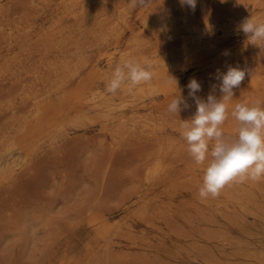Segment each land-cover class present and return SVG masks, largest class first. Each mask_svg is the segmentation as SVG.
Returning <instances> with one entry per match:
<instances>
[{
    "label": "rangeland",
    "instance_id": "obj_1",
    "mask_svg": "<svg viewBox=\"0 0 264 264\" xmlns=\"http://www.w3.org/2000/svg\"><path fill=\"white\" fill-rule=\"evenodd\" d=\"M59 1L0 0V12L5 10L0 13V72L2 73H0L2 75H0V98H2L0 99L2 100L0 127L7 126L14 117L23 116L30 121L32 130L29 136H23L9 152L0 156V170L3 173V179L0 182V264H33L34 262L76 264L82 257H86L84 260L87 259L88 252L93 249V255L99 252L101 256L103 251L99 248L104 243V239L99 235L96 224L88 222L83 217L87 206H94L97 212L100 208V211L106 215L108 225L120 221L119 227H121L120 229L113 227V236L110 239L112 243H110L109 250H106L109 251L108 255L106 252L101 256V260L98 258L93 264H264V180L258 183L234 182L225 186L218 197L201 199L198 189L202 184L203 170L207 162L197 165L191 159L187 151V143L181 135L183 129H179L183 121L181 116L184 115L185 121L190 119L196 111L195 103L188 97L186 87L190 78L198 79L197 81L202 86L201 91L205 90L204 94H200L202 93L200 91L198 96L206 100L208 94L213 92L211 85L219 83L212 76L216 70L226 71L228 65L233 67L236 65L250 70L246 72V79L244 78L240 86L234 89V97L228 103L230 116L228 115V119L222 125V130L226 135L236 137L239 125L230 113L234 105L236 103L252 104L257 100L264 102V42L258 41L257 46L253 45L239 29V25L228 26V30L226 27L225 30L219 29L215 33L203 36L201 42L197 44L200 45L197 59L187 61L185 66L175 68L167 65L155 71L148 67L153 72L152 80L158 85V91L138 106L125 107L123 115L128 120L133 118L132 116L140 118L142 115L151 118L147 121L146 117H142L137 128L131 131L133 135H126L125 138L123 135L117 143L99 118L107 110L91 105L94 96L100 90H106V83L102 77L111 74L119 65L117 62L121 50L127 47L128 39L136 35V32L151 42L163 41L162 38L172 39L170 42L165 41L164 44L161 41V44L153 42L158 45V52L175 51L185 46L186 43L192 42V34L188 37L179 35L173 38L172 30L168 28L161 29V31L156 28L148 29V32L146 29L144 35L143 18L152 10L166 6L177 12L212 16L241 9L240 14L244 15L243 20L251 17L256 22L264 23V0H260L262 3L258 5L256 3L259 0L258 2L254 0L250 2L248 0H197L194 12L187 6H181L179 0H145L143 5L138 4L136 7L130 6V0H124L130 6L125 16L126 20L114 27L112 24H115L117 19L116 22L102 23V17L95 18V21L93 19L90 22L91 25L89 23L86 25L87 17L84 14L75 16L58 10L56 3ZM28 4L30 9L27 8ZM228 6L234 7L229 8ZM33 8L35 11L32 10ZM248 8L250 12L247 11ZM38 11L41 14L37 13ZM7 16L10 18L8 22H11V25L7 22L8 27L4 25ZM105 25L110 27L106 28ZM9 28L12 29L9 30ZM110 29L117 32H107ZM51 30L54 32V40L49 45L45 38ZM93 31L110 34V37H107L109 45L100 48L82 47V45H88L89 40L90 42L95 40ZM9 32H12V35L7 34ZM91 33L94 34L93 38ZM85 36L87 38H84ZM114 36H117V39ZM7 39L11 40H9L10 43ZM82 39H85L86 44ZM80 41L83 44H80ZM78 43L79 48H82L81 51L80 49L75 51L77 47L74 45L78 46ZM58 57L60 58L56 60ZM78 57L80 59L84 57L83 60L81 59L84 63ZM63 58L64 60L69 58L76 63L74 70L67 72L68 75L71 74L67 85L57 94H53L50 99L45 100L42 108L36 105L30 107L29 105L33 104L32 97H27L26 93L30 92L28 90L30 87L38 88L36 84L39 82L35 79L36 75L33 71L36 72L39 69L40 74H45L48 72L46 68L49 64L55 61L61 62ZM43 64L46 65L44 68ZM145 64L148 66L147 63ZM29 72L34 76L32 74L31 78L27 77L30 75ZM49 73L50 71L46 74L49 80L47 88L53 84L51 81L53 74L49 77ZM25 74L27 75L23 76ZM170 76L177 81V86ZM207 76L212 78L208 79ZM178 90L188 100L190 107L182 110L179 113L180 116L169 113L161 114L167 110V104L171 102L173 96L179 94ZM184 90H187V93ZM214 93L217 98L220 97L218 88ZM73 94L76 95L73 96ZM9 99H11L10 102ZM166 100L170 101L165 102ZM4 102L6 103L3 104ZM9 103L15 104V113L5 109ZM25 104L26 106L28 104V108ZM151 110L154 113L148 114ZM118 114L117 111L109 113L115 118ZM142 119L145 125L141 123ZM171 122H174L175 127ZM147 131L148 133H145ZM162 136L165 137L162 138ZM166 136L170 137V141ZM162 140L167 145L169 144L168 148L165 149L166 144L163 147ZM117 144L118 147H116ZM173 145L177 149L173 148ZM36 147L37 149L34 150ZM160 150H163L162 153L166 151V156L170 158L168 160L166 157L165 180L161 175L163 179H159L162 183L157 179L156 183L150 186L143 182L144 169L147 167L146 164H149L152 158L160 153ZM113 152L114 161H110L108 158ZM109 161L112 165L110 175L108 174L110 177H107L108 179L106 178L104 182L100 177L104 165L109 164ZM168 163L174 164L175 168ZM168 166H170L169 169ZM170 169L173 172L169 171ZM145 186L150 187L147 194ZM168 189H171L173 193ZM97 191L98 193H93ZM90 197H95L93 201H96H90L92 200ZM137 197H140L139 202H134ZM99 198H102L101 201ZM98 200L100 201L99 206L97 205ZM134 207L137 209L134 210ZM101 208H105L104 211ZM57 225L60 229L67 228V230L65 232L61 230L63 234L61 233L62 235L57 239L60 240L52 242L51 233L56 231ZM49 241L52 242L51 245ZM54 243H57L56 246L53 245ZM50 246L54 248L51 249ZM98 254L95 255L96 258ZM104 256L105 259H103ZM82 260L81 263H83Z\"/></svg>",
    "mask_w": 264,
    "mask_h": 264
},
{
    "label": "bare ground",
    "instance_id": "obj_2",
    "mask_svg": "<svg viewBox=\"0 0 264 264\" xmlns=\"http://www.w3.org/2000/svg\"><path fill=\"white\" fill-rule=\"evenodd\" d=\"M25 1H27V0H25ZM31 1V0H30ZM40 1V0H39ZM129 1V0H128ZM243 1V0H242ZM251 1H253V0H251ZM255 2H258V0L256 1V0H254ZM263 1V0H262ZM262 1H260L259 0V2L258 3H256L257 5L258 4H260V3H262ZM88 2H91L89 5H86ZM248 2H250V0H248ZM247 1H246V3H248ZM255 2H254V4H255ZM25 3V2H24ZM30 3V2H29ZM46 4H47V2H45ZM49 3V2H48ZM109 3H112L111 5H109ZM235 3V2H234ZM240 3H242V2H240ZM239 3V4H240ZM51 4V3H50ZM157 4V3H156ZM24 5V4H23ZM37 5V4H36ZM86 5V6H85ZM250 5V4H249ZM41 6V5H40ZM246 6H248V5H246ZM46 7H47V5H46ZM56 7H57V9L58 10H61V11H63L64 13H67V14H74L75 16H79V15H85L86 17H87V21L85 22V24L87 25V23H89V25H91V21L94 19V21H95V18H100V17H102L101 18V21H102V23H104V22H108V23H110V22H116L115 24L113 23H111L112 24V26L114 27L116 24H121V22L122 21H125L126 19H125V16H126V13L128 12V10H129V5L126 3V2H124V0H60L59 2H57L56 3ZM224 7V6H223ZM229 8H231V7H234V6H228ZM239 7V6H238ZM238 7H236V9L238 8ZM251 8H252V6H250ZM27 8L28 9H30L29 8V4H28V6H27ZM31 8H32V6H31ZM224 8H226V7H224ZM244 8H245V6H244ZM5 9H7V8H5ZM26 9V8H25ZM37 9V8H36ZM42 9H44V8H42ZM42 9H40L41 11H42ZM239 9V8H238ZM11 10V9H10ZM9 10V11H10ZM33 11H35V8H33L32 9ZM38 10H39V8H38ZM226 10H227V8H226ZM240 10L241 9H239V10H236L235 12H230V11H228V12H222V13H218V14H216V15H212V16H207V15H198V14H189V13H186V12H184V13H182V12H177V11H173L172 9H170V8H168V7H166V6H161V7H158V8H156V9H154V10H152L150 13H148L144 18H143V25H144V31L147 29V32H148V29H154V28H156V29H159L160 31H161V29L163 30H166L167 28L168 29H171L172 30V35H173V38L174 37H177V36H179V35H184V36H186L187 35V37L190 35V34H192L193 35V37H192V42H190V43H186V45L185 46H183V47H181V48H179V49H177V50H175V51H171V52H158V45H156V44H154V43H159L161 40H158V42L156 41H150V40H147V39H145V38H143L140 34H138V32H136L137 34L136 35H132V38L129 40L128 39V44H126L127 45V47L125 48V49H123V50H121V52H120V55H119V59H118V64L119 65H121L125 60H128V59H134V60H136L137 62H139L142 66H145V67H149L152 71H155V70H158V69H162L164 66H167V65H170V66H172V67H175V68H179V67H182V66H185V64H187V61H190V60H196L197 59V53H198V49H199V47H200V45H197L198 44V42L200 41V40H202L201 38H203V36H205L206 34H210V33H215V32H217L219 29H223V30H225L226 29V27H227V30H228V26H237V25H240V23L243 21V17H244V15L243 14H240ZM250 9L248 8L247 9V11H249ZM252 10H253V8H252ZM3 10H1V12L0 13H3L2 12ZM8 11V10H7ZM7 11H6V14H7ZM23 11V10H22ZM237 11L239 12V13H237ZM44 12V11H43ZM245 12V11H244ZM250 12V11H249ZM26 13V12H25ZM34 13V12H33ZM37 13H39V14H41L39 11L37 12ZM259 13H260V11H259ZM5 14V13H4ZM9 14V13H8ZM21 14V13H20ZM23 14V13H22ZM31 15L32 14H30V17H31ZM35 15V14H34ZM37 16H39L38 14H36ZM14 16V15H13ZM36 16V17H37ZM75 16H74V18H75ZM9 17H12V16H10L9 15ZM8 16H7V20L6 19H4V20H6V22L4 23V25L5 26H7L8 25V20L10 19ZM16 17V16H15ZM20 17V16H19ZM23 17H25V16H23ZM22 17V18H23ZM29 17V18H30ZM33 17V16H32ZM31 17V18H32ZM13 18V17H12ZM11 18V19H12ZM260 18V17H259ZM259 18H257V19H259ZM18 19V18H17ZM26 19H27V16H26ZM25 19V20H26ZM53 19V18H52ZM51 19V20H52ZM117 19V20H116ZM262 19H263V17H262ZM15 20V19H14ZM19 20V19H18ZM76 20V19H75ZM116 20V21H115ZM207 20V24H206V21ZM13 21V20H12ZM24 21V20H23ZM83 21V20H82ZM254 21H255V19H254ZM262 21V20H261ZM8 22V23H7ZM18 22H21V21H18ZM28 22V21H27ZM3 23H1V24H3ZM79 23H80V21H79ZM78 23V24H79ZM101 23V24H102ZM10 25H11V22L9 23ZM13 24V23H12ZM123 24H125L124 22H123ZM67 25H68V23H67ZM88 25V26H89ZM9 26V25H8ZM7 26V27H8ZM14 26H15V24H14ZM17 26V25H16ZM15 26V27H16ZM20 26V25H19ZM111 26V29L113 28ZM127 26V25H126ZM208 26H210V30H209V27ZM13 27V26H12ZM21 27V26H20ZM19 27V28H20ZM30 27V26H29ZM68 27V26H67ZM69 27H70V25H69ZM80 27H82V25L80 26ZM90 27V26H89ZM96 27V26H95ZM104 27H108V25H105ZM110 27V26H109ZM108 27V28H109ZM0 28H1V26H0ZM86 28V27H85ZM91 28V27H90ZM225 28V29H224ZM234 28V27H233ZM12 28H9V30H11ZM16 29H18L17 27H16ZM28 29V28H27ZM26 29V30H27ZM31 29V28H30ZM89 29V28H88ZM101 29V28H100ZM107 30V32L109 31V33L112 31V32H115V31H113V30ZM122 29V27L119 29L120 30V32L122 31L121 30ZM232 29V28H231ZM2 30V29H1ZM19 30V29H18ZM23 30V29H22ZM26 30H25V32H26ZM53 30V29H52ZM52 30H51V32L50 33H48V35H46V41L49 43V45L50 44H52V41L54 40V38H53V33L54 32H52ZM56 30H57V27H56ZM89 31H92L91 29H89ZM106 31V30H105ZM38 32V31H37ZM84 32H86V31H84ZM83 32V34H85ZM87 32H88V30H87ZM94 33H95V35L94 34H92V38H93V35H94V38L93 39H95L94 41H91L90 42V40L88 41L89 43H87L88 45H82V47H98V48H100V47H103V46H105V45H109V43H108V36L110 37V34H108L107 32H103V31H100V32H95V31H93ZM111 32V33H112ZM117 32V31H116ZM120 32L118 33V34H120ZM167 31H165V33H166ZM22 33V32H21ZM90 33V32H89ZM142 33H144V32H142ZM7 34H11L12 35V32H9V33H7ZM35 34V33H34ZM82 34V35H83ZM90 34V35H91ZM146 34V31H145V33H144V35ZM149 34V33H148ZM155 34V33H154ZM5 35H6V32H5ZM15 35V34H14ZM51 35V36H50ZM89 35V36H90ZM158 35V34H157ZM160 35V34H159ZM118 36H120V35H118ZM149 36H151V35H149ZM5 37H7V36H5ZM10 37V36H9ZM13 37H15V36H13ZM12 37V38H13ZM81 37V36H80ZM115 37V39H117V36H114ZM158 37V36H157ZM160 37V36H159ZM1 38H2V36H1ZM8 38V37H7ZM84 38H87L86 36L84 37ZM5 39V38H4ZM75 39H79V38H75ZM89 39V38H88ZM163 39V41H161V42H163V44H164V42L166 41L167 42V40L170 42V41H172V39H165L164 40V38H162ZM8 40V39H7ZM10 40V39H9ZM8 40V41H9ZM80 40V39H79ZM79 40H76V41H79ZM84 40V44H86L85 43V39H82V41ZM113 40V39H112ZM11 41V40H10ZM10 41H9V43H10ZM75 41V42H76ZM82 41H80V44H83V42ZM206 41V40H205ZM74 42V44H76ZM82 42V43H81ZM154 42V43H153ZM161 42H160V44H161ZM201 42V41H200ZM115 43V42H114ZM174 43V42H173ZM7 44V43H6ZM154 44V45H153ZM36 46H37V44H36ZM71 46H73V45H71ZM70 46V47H71ZM74 46H76L77 47V49L75 50V51H77L78 49H80V51L82 50V48H79V43H78V46L77 45H74ZM21 47V46H20ZM106 47V46H105ZM263 47H264V45H263ZM54 48V47H53ZM91 48H89V49H91ZM241 48V47H240ZM239 48V49H240ZM23 49H24V47H23ZM39 49V48H38ZM56 49V48H55ZM59 49V48H58ZM70 50V49H69ZM47 51H50V50H47ZM61 51V50H60ZM79 51V50H78ZM103 52V51H102ZM236 52V51H235ZM254 52V51H253ZM256 52V51H255ZM259 52V51H258ZM82 53V52H81ZM80 53V54H81ZM91 53V52H90ZM154 53V55H152ZM238 53V52H237ZM25 54V53H24ZM51 54V53H50ZM59 54V53H58ZM86 54H88L87 52H86ZM148 54V55H147ZM236 54V53H235ZM259 54V53H258ZM55 55V54H54ZM65 55H66V53H65ZM81 55H83V54H81ZM233 55V54H232ZM77 56H78V54H77ZM100 56V55H99ZM22 57V56H21ZM73 57V56H72ZM72 57L70 58L71 60H72ZM237 56L235 55V58H236ZM246 57V56H245ZM60 57H58L56 60H58ZM79 59H80V57H78ZM243 58V57H242ZM21 59V58H20ZM69 58L67 59V60H64V58H63V61H61V62H59V61H55V62H52L51 64H49V66H47V68H46V70L49 72L50 71V73H49V77H50V75H52L53 74V77L51 76V78H53V79H51V81H52V85H50V87L49 88H47V86H49L48 85V83H49V80L47 79L48 78V76L46 75V74H48V72L46 73L45 71V74H43V73H39V69H37L36 70V72L38 71V73L36 74V72H34L33 70V73H35V79L36 80H38L39 82L36 84L37 85V87L38 88H36V87H34V88H27L30 92H28V93H26V95L28 94V96L27 97H32V102H33V104L31 105H29L30 107H34L35 105L37 106V107H40V108H42V106H43V103H45V100H48V99H50V97L53 95V94H57L58 92H59V90H61V89H63L66 85H67V83H68V81H69V77H70V75H68L67 74V72H70V70L72 71V70H74L73 69V67L75 68V66H76V63H74L73 61H71ZM82 59V58H81ZM80 59V60H81ZM83 59H84V57H83ZM82 59V60H83ZM91 59V58H90ZM247 59H248V56H247ZM40 60H41V58H40ZM61 60V59H60ZM81 60V62H83L84 63V61H82ZM231 60V59H230ZM49 61V60H48ZM51 61H53V60H51ZM79 60H77V62H78ZM229 61V60H228ZM237 61V60H236ZM252 61V60H251ZM44 62H46V61H44ZM234 62V61H233ZM3 63V62H2ZM20 64H22L21 62H19ZM32 63V62H31ZM41 63V62H40ZM50 63V62H49ZM145 63H147L148 64V66H146V64ZM80 64V63H79ZM86 64V63H85ZM235 64V63H234ZM9 65V64H8ZM30 65V64H29ZM34 65V64H33ZM208 65V64H207ZM22 66H25V65H22ZM32 66V65H31ZM35 66V65H34ZM38 66V65H37ZM44 66H46V65H44L43 64V68H44ZM212 66V65H211ZM219 66V65H218ZM228 66H230V65H228ZM227 66V67H228ZM236 66V65H235ZM28 67V66H27ZM41 67V66H40ZM80 67H82L81 65H80ZM85 67H86V65H85ZM217 67V66H216ZM227 67H226V69H227ZM7 68V67H6ZM9 68V67H8ZM7 68V69H8ZM25 68V67H24ZM37 68V67H36ZM251 68V67H250ZM249 68V69H250ZM42 68H40V70H41ZM223 69V68H222ZM2 70H3V68H2ZM6 70V69H5ZM224 70V69H223ZM222 71V70H221ZM248 71H250V70H248ZM4 72V71H3ZM9 72H10V70H9ZM27 71H26V68H25V73H26ZM41 72V71H40ZM76 72V71H75ZM1 73V72H0ZM7 73V72H6ZM32 73V72H31ZM32 73V74H33ZM73 73V72H72ZM78 73V72H77ZM2 74V73H1ZM0 74V75H1ZM29 74H30V72H29ZM32 74H30V75H27V74H25V75H23V76H26L27 75V77L29 76L30 78L32 77V76H34V74L32 75ZM74 74V73H73ZM73 74H72V77H73ZM112 74V73H111ZM111 74H108V75H104L103 77H102V79H104V82L107 84V82H108V80L110 79V77H111ZM253 74V73H252ZM14 75V74H13ZM32 75V76H31ZM204 75V74H203ZM203 75H201V76H203ZM206 75H207V73H206ZM211 75V74H210ZM250 75H251V73H250ZM2 76V75H1ZM0 76V77H1ZM10 76V78H11V75H9ZM16 76V75H15ZM22 76V77H23ZM47 76V77H46ZM56 78H55V77ZM200 76V77H201ZM213 76V75H212ZM249 76V75H248ZM247 76V77H248ZM257 75H255V77H256ZM8 77V76H7ZM18 77V76H17ZM82 77V76H81ZM208 77V76H207ZM258 77V76H257ZM4 78V77H3ZM6 78V77H5ZM9 78V77H8ZM21 78V77H20ZM54 78H55V80H54ZM196 78V77H195ZM210 78H212L211 76H210ZM209 77H208V79H210ZM250 78V77H249ZM1 79V78H0ZM206 79V78H205ZM246 79V78H245ZM7 80V79H6ZM11 80H13V79H11ZM17 80V79H16ZM198 80V79H197ZM256 80V79H255ZM259 80V79H258ZM32 81H33V83L35 84V80H33V78H32ZM215 81V80H214ZM1 82V81H0ZM22 82V81H21ZM28 82H30V84H32L31 83V81H28ZM203 82V81H202ZM217 82V81H216ZM10 83H12V82H10ZM23 84H25L24 82H22ZM27 83V82H26ZM206 83V82H205ZM15 84V83H14ZM29 84V83H28ZM38 85H40V87L38 86ZM205 87H206V85H205ZM209 87V86H208ZM3 88V87H2ZM163 88V87H162ZM1 89V88H0ZM5 89V88H4ZM31 89V90H30ZM206 89H208V88H206ZM12 90V89H11ZM27 90V91H28ZM6 91V90H5ZM17 91V90H16ZM21 91V90H20ZM98 90H96V92H97ZM158 91V85L153 81V80H151L150 82H147V83H143V84H141V85H138V86H135V87H132V88H129L127 85L122 89V90H120L116 95H109V93H107L106 92V90H100L95 96H94V98H93V100H92V103H91V105L93 106V107H95V108H102V109H106L107 111L103 114V115H101V116H99V118H100V120L106 125V127H107V129H108V131H109V133H110V135L112 136V139L113 140H116V143H117V141H119V140H121L122 138H121V136H123V135H125V136H123L124 138L125 137H127L126 135H130L131 134V131L133 132V130H135V128H137V126L139 125V123H140V120H141V118L142 117H146L145 119L147 120V119H149V118H151V117H147V115L146 116H143L142 115V113H141V115H142V117H140V118H135L134 116H132L133 118H129V120H128V118H126L125 119V117H124V115H123V111H124V108L125 107H127V106H129V107H134V106H138L139 104H142V103H144L149 97H151L152 95H154L156 92ZM185 91V90H184ZM208 91V90H207ZM18 92V91H17ZM21 92H24V91H21ZM20 92V93H21ZM186 93H187V90L185 91ZM202 92V91H201ZM204 92H205V90H204ZM204 92H202V93H200V94H204ZM217 93V92H216ZM19 94V93H18ZM77 94V93H76ZM76 94H73V96L74 95H76ZM199 94V93H198ZM197 94V95H198ZM215 94V93H214ZM15 95V94H14ZM221 95V94H220ZM219 95V96H220ZM20 96V95H19ZM45 96V97H44ZM26 97V98H27ZM173 97H175V96H173ZM0 99H2V98H0ZM20 99V98H19ZM10 100L11 99H9L8 101L10 102ZM2 100H0V105H1V102ZM8 101H6L7 103H8ZM21 101V100H20ZM170 100H166L165 102H169ZM6 102H4L3 104H5ZM30 103V102H29ZM229 103V102H228ZM19 104H20V102H19ZM22 104H23V101H22ZM62 104V103H61ZM169 104V103H168ZM168 104H167V106H168ZM18 106V105H17ZM25 106H26V104H25ZM229 106V105H228ZM27 108H28V104H27V106H26ZM26 107H25V109H26ZM158 107V106H157ZM162 107H164V106H162ZM1 109H2V106L0 107ZM4 108V107H3ZM5 109H9V110H11V112L12 113H15V109H16V106H15V104H13V103H9V104H7L6 106H5ZM30 109V108H29ZM192 109H194V108H192ZM7 110H6V112H7ZM37 110H38V108H37ZM230 110V109H229ZM23 111V110H22ZM113 111H117V112H119V114H118V117H112V116H110L109 115V113H112ZM0 112H1V110H0ZM10 112V111H9ZM18 112H20V111H18ZM21 113V112H20ZM19 113V114H20ZM153 114L154 113V111L153 110H151L150 112H148V114ZM168 114L166 111L163 113H161V114ZM184 113V112H183ZM194 113H195V111H194ZM194 113H193V115H194ZM231 113V112H230ZM138 114H140V113H138ZM137 114V115H138ZM159 114V113H158ZM157 114V115H158ZM185 114V113H184ZM192 114V113H191ZM14 115V114H13ZM131 115V114H130ZM141 115H138V116H141ZM160 115V114H159ZM153 116V115H152ZM180 116V115H179ZM183 116V117H182ZM181 116V118H182V120L184 121V115H182ZM189 116H191V115H189ZM189 116H186V117H188V118H190ZM230 116V115H229ZM153 117H155V116H153ZM177 117V116H176ZM11 118V117H10ZM158 118V117H157ZM160 118V117H159ZM162 118V117H161ZM165 118V117H164ZM188 120V119H187ZM5 121H7V120H5ZM4 121V122H5ZM148 121V120H147ZM176 122V121H175ZM181 122V121H180ZM142 124H144L145 125V123H144V121H143V119H142V122H141ZM165 123H167V122H165ZM171 123H173V126H174V122H171ZM30 121L26 118V117H23V116H19V117H14V119L7 125V126H5V127H0V156L1 155H3V154H5V153H7V152H9L10 150H11V148L15 145V143L19 140V139H21L23 136H29V134L32 132V130H31V126H30ZM163 124V123H162ZM180 124V123H179ZM46 125V124H45ZM166 125V124H165ZM168 125V124H167ZM169 125H171L170 124V122H169ZM147 126H149V125H147ZM172 126V125H171ZM182 126V125H181ZM181 126H179L178 128L181 130ZM61 127V126H60ZM150 127V126H149ZM156 127V126H155ZM175 127V126H174ZM173 127V128H174ZM151 128V127H150ZM154 128V127H153ZM143 129H145V127L143 128ZM59 131V130H58ZM137 131V130H136ZM143 131V130H142ZM141 131V132H142ZM145 131V130H144ZM143 131V132H144ZM60 132V131H59ZM142 132V133H143ZM150 132V131H149ZM141 133V134H142ZM145 133H148V131L147 132H145ZM150 133H152V132H150ZM149 133V134H150ZM57 134V133H56ZM131 135H133V134H131ZM135 135V134H134ZM139 136H140V134H138ZM60 136H62V134L60 135ZM146 136V135H145ZM148 136V135H147ZM159 136V135H158ZM149 137L151 138V135H149ZM153 137V136H152ZM157 137V136H156ZM161 137V136H160ZM165 137V136H164ZM163 136H162V138H164ZM168 136H166V138H167ZM121 138V139H120ZM158 139L160 140V138L158 137ZM168 139V141H170L169 139H170V137H168L167 138ZM167 139H166V141H167ZM172 139V138H171ZM148 140V139H147ZM124 141V140H123ZM123 141H121V142H123ZM126 141V140H125ZM124 141V142H125ZM128 141V140H127ZM151 141V140H150ZM172 141V140H171ZM41 142V141H40ZM113 142V141H112ZM131 142V141H130ZM138 142V141H137ZM165 142V141H164ZM163 142V140L161 141V144H166V146L167 147H165V145L163 146V147H165V149L166 148H168V145H167V143H164ZM112 144V143H111ZM115 144V143H114ZM118 144H119V142H118ZM118 144H117V146L116 147H118ZM175 144V143H174ZM178 144V143H177ZM177 144H175V145H177ZM42 145H44V144H42ZM116 145V144H115ZM114 145V146H115ZM171 145V144H170ZM40 146V145H39ZM174 146V145H173ZM172 146V147H173ZM44 148H45V146H44ZM47 148V147H46ZM112 148H113V146H112ZM171 148V147H170ZM173 148H176V146H174ZM179 148V147H178ZM182 148V147H181ZM37 149V147L36 148H34V150H36ZM115 149V148H114ZM113 149V151L115 152V150ZM177 149V148H176ZM121 150V149H120ZM164 150V149H163ZM162 150V151H163ZM171 150V149H170ZM175 150V149H174ZM162 151L160 150V153L159 154H157L155 157H153L152 158V161H150L149 162V164H146L147 165V167H145L146 169H144V176L142 177L143 178V182H146V184H148V185H150V186H152L153 184H155L156 182V180L158 179V181L160 180L159 178H161V180L164 178V176H165V174H164V171H165V168H166V157L168 158V156H166V151L165 152H163L162 153ZM114 152L111 154V158L109 157L108 159L110 160V161H112L113 159H114ZM36 153V152H35ZM108 153H110V152H108ZM107 153V154H108ZM165 153V154H164ZM171 153V152H170ZM118 154V153H117ZM34 155V154H33ZM171 154H169V156H170ZM109 156V155H108ZM116 156V155H115ZM32 159V158H31ZM170 158H168V160H169ZM108 161V160H107ZM109 161V162H110ZM114 161V160H113ZM29 162V161H28ZM108 162V163H109ZM167 162H169V161H167ZM173 162V161H172ZM100 164V163H99ZM168 164H170V165H172V167L173 166H175L174 164H171V163H168ZM110 167H112V165H111V162L109 163V164H107L106 166L104 165V169L102 170V175H101V177L100 178H102V180L104 181L107 177H110V176H108V174H109V172H110ZM144 167V166H143ZM169 167L170 166H168L167 168L169 169ZM173 168H175V167H173ZM101 169V168H100ZM99 169V170H100ZM169 171H172V169H170ZM19 172V171H18ZM143 172V171H142ZM168 172V171H167ZM173 172V171H172ZM32 173V172H31ZM66 173V172H65ZM96 173H98V172H96ZM9 174V173H8ZM99 174V173H98ZM110 175V174H109ZM133 175V174H132ZM161 175H162V177H161ZM65 176H66V174H65ZM7 177V176H6ZM5 177V178H6ZM16 178V177H15ZM139 178V177H138ZM3 179V173H2V170H0V182H1V180ZM108 179V178H107ZM106 179V180H107ZM136 179V178H135ZM16 180V179H15ZM118 180V179H117ZM161 180H160V182H161ZM164 180H165V178H164ZM163 180V181H164ZM6 181V180H5ZM99 181H101V179L99 180ZM103 181H101V183L103 182ZM113 181V180H112ZM111 181V182H112ZM171 181V180H170ZM105 182V181H104ZM134 182V181H133ZM140 182H141V180H140ZM155 182V183H154ZM4 183V182H3ZM3 183H2V185H3ZM6 183V182H5ZM107 183V182H106ZM114 183V182H113ZM162 183V182H161ZM104 184V183H103ZM157 185V184H156ZM132 186V185H131ZM168 186H170V183L168 182ZM146 187V186H145ZM167 187V186H166ZM172 187V186H171ZM101 188V187H100ZM102 188H104V187H102ZM101 188V189H102ZM106 188H107V186H106ZM133 188H134V186H133ZM150 187H146V189L147 190H145L146 191V194H147V191L148 190H150L149 189ZM169 188V187H168ZM173 188V187H172ZM5 189V188H4ZM98 189V188H97ZM169 190V189H168ZM174 190V189H173ZM142 191V190H141ZM162 191V190H161ZM167 191V190H166ZM170 192L172 191L171 189L169 190ZM149 192V191H148ZM93 193H98V191L97 192H93ZM100 193H101V191H100ZM104 193H106V192H104ZM143 193V192H142ZM158 193V192H157ZM171 193H173V192H171ZM3 194V193H2ZM167 194V193H166ZM165 194V195H166ZM90 195V194H89ZM95 195V194H94ZM93 195V196H94ZM133 195V194H132ZM135 195V194H134ZM169 195V194H168ZM171 195V194H170ZM88 196V195H87ZM146 196V195H145ZM84 197V196H83ZM103 197V196H102ZM106 197H107V195H106ZM105 197V198H106ZM127 197H129V196H127ZM159 197V196H158ZM171 197V196H170ZM87 198V197H86ZM91 198V197H90ZM97 198H98V195H97ZM142 198V197H141ZM160 198V197H159ZM92 200H90V201H92V202H95V201H93V199H96L95 197L94 198H91ZM100 199V198H99ZM102 199V198H101ZM101 199H100V201H101ZM128 199V198H127ZM126 199V200H127ZM140 199V197H137V198H135V200H134V202H137L138 200ZM155 199H157L156 197H155ZM99 200H98V202H97V205H98V203L100 202ZM103 201V200H102ZM107 201V200H106ZM106 201H104V202H106ZM143 201V200H142ZM82 202H84V201H82ZM88 202V201H87ZM108 202V201H107ZM139 202V201H138ZM147 202V201H146ZM152 202V201H151ZM85 203V202H84ZM91 203V202H90ZM92 204V203H91ZM132 204H134V203H132ZM150 204V203H149ZM93 205V204H92ZM100 205V204H99ZM98 205V206H99ZM151 205V204H150ZM84 206H85V204H84ZM107 206V205H106ZM106 206H105V208H106ZM140 206V205H139ZM141 206H142V204H141ZM88 207V206H87ZM86 207V209H84V214H83V217L84 218H86L87 220H88V222H91V223H93V224H96V227H98L97 229H98V232H99V235L104 239V243L102 244V246L99 248L101 251H103V253H102V255L103 254H105L106 252H107V255H108V252L109 251H106V250H109V247H110V243H112L111 242V240L110 239H112V237L111 236H113L112 234H113V230H114V226H116V228H118L119 227V223H120V221L118 222V223H114L113 225H108L107 223H106V218H105V214L104 213H102L101 211H100V208H99V211L97 212V208H95L94 206H90V207H88L87 208ZM100 207H102V206H100ZM104 207V206H103ZM105 208H101V210H103L104 211V209ZM135 208L136 207H134V210H135ZM145 208V207H144ZM81 209H83L82 207H81ZM137 209V208H136ZM143 209V208H142ZM146 209L147 210H149V208H147L146 207ZM80 210V209H79ZM81 211V210H80ZM79 211V212H80ZM107 211V210H106ZM139 211H141V210H139ZM143 211H144V209H143ZM157 211V210H156ZM83 212V211H82ZM136 212V211H135ZM138 212V211H137ZM158 212V211H157ZM156 212V213H157ZM142 213V212H141ZM144 213L146 214V212L144 211ZM80 214H82V213H80ZM140 214V213H139ZM155 215V214H154ZM126 216V215H125ZM124 216V217H125ZM128 216V215H127ZM148 217V216H147ZM150 218V220H151V217H149ZM127 219H129V218H127ZM138 219V218H137ZM143 219V218H142ZM144 220V219H143ZM147 220V219H146ZM107 221H108V219H107ZM125 221V220H124ZM123 222L121 221V224H122ZM66 225V224H65ZM124 227H126V225H124ZM62 228V227H61ZM121 227H119V229H120ZM128 228V227H127ZM74 229H75V227H74ZM56 231H54V232H52L51 233V240H52V242H53V240L55 241V240H57L58 239V237L60 236V235H62L63 233L61 232V230L63 231V232H65L66 230H67V228H65V230H63V229H60V227H59V225H57L56 226V229H55ZM71 230V229H70ZM69 230V231H70ZM133 230V229H132ZM116 231V230H115ZM127 231V230H126ZM119 232V231H118ZM62 233V234H61ZM71 233H72V231H71ZM65 234V233H64ZM124 234H126V233H124ZM127 235V234H126ZM130 235V234H129ZM66 236H67V234H66ZM125 236V235H124ZM117 237V236H116ZM119 237V236H118ZM123 237V236H122ZM61 238H64V237H62L61 236ZM115 238V237H114ZM131 238V237H130ZM60 240V239H59ZM59 240H57V241H59ZM129 241V240H128ZM52 242L51 241H49L48 243H50V245L52 244ZM116 243V242H115ZM57 244V243H56ZM56 244L54 243L53 245H55L56 246ZM112 246V245H111ZM116 246V245H115ZM120 246V245H119ZM51 247V246H50ZM49 248V247H48ZM52 248H54V247H51V249ZM88 249V248H87ZM94 250V249H93ZM93 250H90L89 252H88V258L87 259H85L84 260V258H86V257H82V262L83 263H81L80 261H78V263H76V264H93L94 262H96L97 261V259L99 258L100 260H101V256H100V254H98L99 252H97V254L99 255L97 258H96V256L95 255H97V254H95V255H93V253H92V251ZM99 250V251H100ZM100 251V252H101ZM105 251V252H104ZM116 253V252H115ZM87 254V253H86ZM91 254H92V256H91ZM111 254V253H110ZM48 255V254H47ZM46 255V256H47ZM55 255V254H54ZM112 255V254H111ZM106 256V255H105ZM105 256H104V258L103 259H105ZM113 257V256H112ZM109 258H110V255H109ZM46 259V258H45ZM115 259H116V257H115ZM150 259V258H149ZM110 260V259H109ZM114 260V259H113ZM71 261V260H70ZM116 261H118V260H116ZM99 262V261H98ZM120 263V262H119ZM263 263V262H262ZM33 264H42L41 262L40 263H38V262H34ZM149 264V263H148Z\"/></svg>",
    "mask_w": 264,
    "mask_h": 264
},
{
    "label": "clouds",
    "instance_id": "obj_3",
    "mask_svg": "<svg viewBox=\"0 0 264 264\" xmlns=\"http://www.w3.org/2000/svg\"><path fill=\"white\" fill-rule=\"evenodd\" d=\"M144 3L145 0H130L131 7ZM179 3L193 12L197 6V0H179ZM205 22L207 24V20ZM239 29L247 36L249 43L257 46L258 41L264 42V23L256 22L251 17L245 18ZM247 71L239 66H228L226 71L217 69L213 79L219 83L211 85L213 92L208 94L206 100L197 95L202 86L196 78H190L186 85L188 97L195 103L196 111L190 119L182 121L181 135L187 143L191 159L197 165L207 162L198 189L201 199L218 197L225 186L234 182L258 183L264 180V102L236 103L231 111V116L239 125L236 137L226 135L222 130L229 115L228 102L233 99L234 89L240 86ZM152 79L153 72L149 68L128 59L114 68L106 84V92L116 95L126 85L132 88ZM171 79L177 86V81L173 77ZM217 88L221 94L219 98L213 94ZM178 93L166 111L179 116L190 105L180 90Z\"/></svg>",
    "mask_w": 264,
    "mask_h": 264
}]
</instances>
